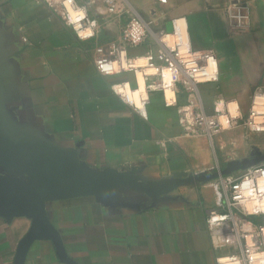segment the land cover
Returning <instances> with one entry per match:
<instances>
[{
    "label": "crops",
    "instance_id": "crops-1",
    "mask_svg": "<svg viewBox=\"0 0 264 264\" xmlns=\"http://www.w3.org/2000/svg\"><path fill=\"white\" fill-rule=\"evenodd\" d=\"M126 1L154 29L171 31L173 20H183L193 48L215 50L219 79L200 84L204 109L211 114L215 103L236 102L241 119L234 129H240L254 92L264 89V0H239L246 16L239 23L228 15L232 0ZM93 9L101 17L103 0ZM129 16V10L114 15L103 21L96 39L81 40L38 0H0L4 132L30 144L49 140L93 169L134 170L145 181L168 183L213 168L219 158L211 139L185 132L177 107L166 106L161 93L150 94L144 115L112 90L124 79L133 82L132 74L98 70L96 44L118 38ZM155 48L149 40L130 53ZM106 201L95 194L46 201L48 219L74 264H216L228 252L215 248L206 221L208 209L226 204L213 181L184 184L157 199L119 186ZM30 224L25 217H0V264H15ZM25 264L69 263L43 239L32 243Z\"/></svg>",
    "mask_w": 264,
    "mask_h": 264
},
{
    "label": "built area",
    "instance_id": "built-area-1",
    "mask_svg": "<svg viewBox=\"0 0 264 264\" xmlns=\"http://www.w3.org/2000/svg\"><path fill=\"white\" fill-rule=\"evenodd\" d=\"M48 6L53 14L57 15L62 22L72 28L77 37L81 40L96 39L99 36L102 20L114 14L130 12L127 22L121 29L120 36L105 42H100L95 46V62L98 70L103 73L97 64V61L115 63L118 71L111 74H132L133 82L130 79H124L116 84L127 82L134 91H139L140 83L137 73L143 74L146 69L153 68L155 72L151 75L142 76L146 86L147 100L143 102V112L136 106L129 104L135 110L146 114V106L150 102V94L161 93L166 106L177 107L178 123L180 127L191 135H205L212 137L217 133L229 129L233 124L241 119L234 117L228 105L223 103L219 108L218 103L214 104L213 113L208 114L204 109V104L200 96L199 86L203 83L216 82L219 79L218 56L214 49H195L193 48L189 35L183 33L178 20H173V29H154L153 26L136 10L128 8L126 0H103L105 9L110 11V16L97 17L93 5L96 0H71V2L86 11V17L80 21L82 28H87L94 22L92 27L93 35L87 38H81L79 32L74 26L66 23L64 13L65 0H38ZM166 2L167 0H159ZM231 8L228 9L230 18L239 21L246 16L240 8L239 0L230 1ZM188 33V32H187ZM153 40L154 50H148L142 55H132L130 49L145 44ZM199 54L198 56L196 54ZM194 59L196 72L189 67V63ZM145 60L146 64L140 65L138 61ZM128 64H136L134 70L125 67ZM199 77V78H197ZM155 84V90L150 87ZM115 85V84H114ZM113 90V87H112ZM114 92V90H113ZM121 98L120 94L114 92ZM184 95L185 101L179 103L178 95ZM264 96L260 93L252 97L249 114L246 124H250L254 105L257 98ZM122 99V98H121ZM123 100V99H122ZM226 118L227 126L222 122ZM245 121V120H244ZM237 123V124H236ZM264 129V122L260 125ZM251 130H253L250 127ZM262 129L253 131H264ZM253 169H258L256 166ZM251 170V169H249ZM248 170V173H249ZM247 173V174H248ZM241 179L234 182L233 175L225 176L224 183L226 187L232 186L231 198L226 197L225 207H215L207 210V224L210 229L213 245L215 248L226 249L228 252L220 255L216 259V264H229L232 258L240 261V264H253L252 256L264 253V219L258 221L251 219L250 216H264V212H249L246 205L236 200V186L241 183Z\"/></svg>",
    "mask_w": 264,
    "mask_h": 264
},
{
    "label": "water",
    "instance_id": "water-1",
    "mask_svg": "<svg viewBox=\"0 0 264 264\" xmlns=\"http://www.w3.org/2000/svg\"><path fill=\"white\" fill-rule=\"evenodd\" d=\"M4 130L0 119V217L7 222L17 217L31 220L28 231L18 242L15 264H25L32 243L43 239L53 242L62 261L74 264L67 258L59 232L48 219L46 201L49 199L95 194L107 202L106 194L119 186L139 189L157 199L181 185L209 182L246 169L252 162L264 161V153L255 149L252 161H230L216 171L183 174L175 181L158 183L139 179L134 170L93 169L49 140L30 144L6 135Z\"/></svg>",
    "mask_w": 264,
    "mask_h": 264
},
{
    "label": "clouds",
    "instance_id": "clouds-1",
    "mask_svg": "<svg viewBox=\"0 0 264 264\" xmlns=\"http://www.w3.org/2000/svg\"><path fill=\"white\" fill-rule=\"evenodd\" d=\"M64 8L66 12L64 16L66 18V23L75 27V29L79 32L81 38H87L93 35L92 27L94 22L89 24L87 28H82L80 21L84 20L86 17V11L83 8H79L75 6L71 0H65ZM199 55L198 53L196 54ZM140 65H144L147 63L145 60L138 61ZM99 69L105 74H111L113 72L118 71L117 65L115 63H108L105 61H97ZM125 67L129 70H134L136 64H128ZM189 67L196 72L194 59L189 63ZM155 72V69L148 68L145 70L143 74L137 73L138 77L151 75ZM199 78V77H197ZM153 90L156 89V85L153 84ZM113 90L117 94L121 95V98L143 112V102L147 100V96L144 91V79H140V88L137 93L134 90H130V86L127 82L123 84H115L113 85ZM139 97V98H138ZM222 101L218 103L217 107L219 108L222 105ZM232 115L234 117L239 116V112L236 110V105H232ZM222 122L227 126V120L222 118ZM261 122H264V97L258 98L257 103L254 105L250 127L253 130H259ZM235 198L240 201V203L246 205L249 209V212H264V168L251 169L249 173L246 174L241 183L236 186ZM252 256L253 264H264V253ZM229 264H240V261L235 257L229 262Z\"/></svg>",
    "mask_w": 264,
    "mask_h": 264
},
{
    "label": "rangeland",
    "instance_id": "rangeland-1",
    "mask_svg": "<svg viewBox=\"0 0 264 264\" xmlns=\"http://www.w3.org/2000/svg\"><path fill=\"white\" fill-rule=\"evenodd\" d=\"M104 4V3H103ZM106 13V14H105ZM105 13L102 14V16H110V11L106 10ZM105 14V15H104ZM244 14V13H243ZM114 16L112 14L110 17ZM109 17V18H110ZM108 18V19H109ZM235 20L237 18H234ZM107 21V20H102ZM106 24H104L105 26ZM103 25H101L102 28ZM101 32V29H100ZM260 93H264V89H258L254 92L253 96H256ZM252 96V97H253ZM252 99V98H251ZM229 109H231V104L228 105ZM238 107V105H237ZM240 113L239 108L236 109ZM249 114V113H248ZM248 116V115H247ZM226 119V118H223ZM247 117L245 121H242L239 124L240 129H234L235 125L233 124L229 129L221 131L217 133L216 135L212 136L210 139L213 142V149L214 151L217 150L218 158H216V164L213 168L208 169L211 171H216L218 169H222L226 166V164L230 161H238V162H244V161H252L253 155L255 149L260 150L262 153H264V131H253L250 129V124H246ZM233 127V128H232ZM216 153V152H215ZM256 166V168H264V161H260L259 163L254 164L253 162L251 165H249L246 169L239 170L234 172L232 175L234 177V182H237L239 179L244 177L249 169H253ZM2 172L0 171V174ZM217 186L222 188V190L225 193V197L231 198L232 196V186L226 187L224 183V177L212 180ZM251 219L256 218L258 220H263V215H256V216H250Z\"/></svg>",
    "mask_w": 264,
    "mask_h": 264
},
{
    "label": "bare ground",
    "instance_id": "bare-ground-1",
    "mask_svg": "<svg viewBox=\"0 0 264 264\" xmlns=\"http://www.w3.org/2000/svg\"><path fill=\"white\" fill-rule=\"evenodd\" d=\"M180 23V25H181V28H182V30H183V33L185 34V36L188 34L187 33V27H186V23H185V21H180L179 22ZM142 77H139V83H140V79H141ZM146 86H145V82H144V91H145V94H146ZM130 90H132L131 88H130ZM137 93L139 92V91H136ZM260 97H264V96H259L258 98H260ZM139 98V97H138ZM258 98H257V101H258ZM223 104V103H222ZM231 104V107H232V105L233 104H235L236 105V109H238V107H237V103L236 102H231L230 103ZM222 106V105H221ZM231 110V112H232V108L230 109ZM238 111V110H237ZM225 120V119H224ZM261 127V126H260ZM260 129H262V128H260ZM262 130H264V129H262ZM203 171V170H202Z\"/></svg>",
    "mask_w": 264,
    "mask_h": 264
},
{
    "label": "flooded vegetation",
    "instance_id": "flooded-vegetation-1",
    "mask_svg": "<svg viewBox=\"0 0 264 264\" xmlns=\"http://www.w3.org/2000/svg\"><path fill=\"white\" fill-rule=\"evenodd\" d=\"M255 156H253V158H254Z\"/></svg>",
    "mask_w": 264,
    "mask_h": 264
}]
</instances>
